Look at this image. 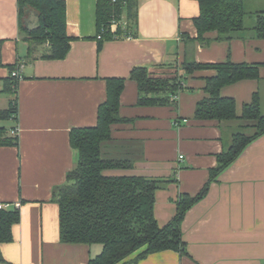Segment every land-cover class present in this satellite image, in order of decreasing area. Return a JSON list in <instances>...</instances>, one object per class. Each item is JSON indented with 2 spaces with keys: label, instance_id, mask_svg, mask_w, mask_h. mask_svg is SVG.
Masks as SVG:
<instances>
[{
  "label": "crops",
  "instance_id": "crops-1",
  "mask_svg": "<svg viewBox=\"0 0 264 264\" xmlns=\"http://www.w3.org/2000/svg\"><path fill=\"white\" fill-rule=\"evenodd\" d=\"M68 54L42 56L20 29L18 0H0V109L17 98L18 114L0 119L18 145L0 146V203L18 209L13 240L0 244V264H89L102 252L100 243H65L60 239L59 206L54 188L67 181L77 163L71 130L97 124L99 106L107 99V78L126 79L121 115L113 139L103 143V156L129 159L131 168L116 174L164 180L156 192L155 216L161 226L176 214L181 193L198 194L239 132L252 135L255 121H219L196 117L206 96V78L214 69L185 74L183 88L166 105H140L139 87L131 79L136 66L169 75L184 60L215 63L232 60L260 66L258 79L222 88L235 98L237 114L259 93L264 114V39L253 29L264 0H247V30L232 40L201 44L194 18L196 0H138L136 36L100 44L98 0H65ZM12 65L22 79L11 82ZM182 156V157H181ZM183 236L189 255L172 249L138 258V250L118 264H264V134L253 140L187 212Z\"/></svg>",
  "mask_w": 264,
  "mask_h": 264
},
{
  "label": "trees",
  "instance_id": "trees-1",
  "mask_svg": "<svg viewBox=\"0 0 264 264\" xmlns=\"http://www.w3.org/2000/svg\"><path fill=\"white\" fill-rule=\"evenodd\" d=\"M199 14L194 18L197 40L205 45L211 42L208 34L215 32L217 40H232L247 30V0H196ZM20 29L29 42V54L37 45L48 43L42 56L62 59L69 50L71 37L67 32L65 0H18ZM33 9L39 24L30 29L25 24L28 9ZM253 27L258 38L264 39V11L256 12ZM138 0H98L97 25L100 44L120 36H136ZM114 24L116 27L114 28ZM11 73L17 65L10 67ZM214 69L206 78V96L198 101L196 117L219 121L242 118L255 121V132L234 135L230 148L218 156V165L211 170L205 186L196 195L181 193L174 217L161 226L155 216L156 192L164 180L143 175L116 174L117 170L131 168L129 159L103 156V143L113 139L112 127L126 122L121 115V95L126 79L107 78V99L99 106L97 124L71 130V144L77 150V163L68 172L67 181L54 188V200L59 206L60 239L65 243H100L102 252L89 264H118L134 252L138 258L172 249L189 255L183 236V220L188 210L200 200L212 181L230 166L255 139L264 134V114L261 112L259 93L243 107L239 116L235 98L223 96L222 88L244 79H258L260 66L232 60L215 63L184 60L169 75H155L146 66H136L131 79L139 87L140 105H166L183 88L185 74L198 70ZM15 87L18 81L11 74ZM18 114L17 98L6 109H0V119ZM16 130V129H15ZM18 132L10 135L0 126V146L18 145ZM21 219L18 209L0 208V244L13 240V227ZM1 258V256H0Z\"/></svg>",
  "mask_w": 264,
  "mask_h": 264
},
{
  "label": "rangeland",
  "instance_id": "rangeland-1",
  "mask_svg": "<svg viewBox=\"0 0 264 264\" xmlns=\"http://www.w3.org/2000/svg\"><path fill=\"white\" fill-rule=\"evenodd\" d=\"M27 15L25 16V24L30 28V29H34L38 26L39 24V19L37 16V13L33 10V9H28L27 10ZM247 22V20H246ZM40 46V45H39ZM41 46H43L44 48L48 47V43L45 44H41Z\"/></svg>",
  "mask_w": 264,
  "mask_h": 264
},
{
  "label": "built area",
  "instance_id": "built-area-1",
  "mask_svg": "<svg viewBox=\"0 0 264 264\" xmlns=\"http://www.w3.org/2000/svg\"><path fill=\"white\" fill-rule=\"evenodd\" d=\"M116 27V24H114V28ZM99 38H101V35L99 34L98 35ZM126 37H132L131 35H128ZM12 75L15 77V79L17 81L21 80L22 79V75L20 73V69H16L13 71ZM14 133H17V129L14 131ZM182 157V156H181ZM9 205L7 203H0V208L1 209H4V208H7Z\"/></svg>",
  "mask_w": 264,
  "mask_h": 264
}]
</instances>
